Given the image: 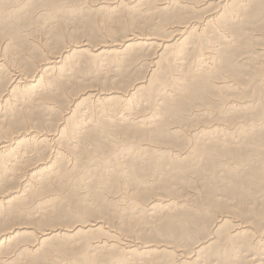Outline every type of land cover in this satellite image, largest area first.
Here are the masks:
<instances>
[{
	"label": "bare ground",
	"instance_id": "1",
	"mask_svg": "<svg viewBox=\"0 0 264 264\" xmlns=\"http://www.w3.org/2000/svg\"><path fill=\"white\" fill-rule=\"evenodd\" d=\"M0 264H264V0H0Z\"/></svg>",
	"mask_w": 264,
	"mask_h": 264
},
{
	"label": "rangeland",
	"instance_id": "2",
	"mask_svg": "<svg viewBox=\"0 0 264 264\" xmlns=\"http://www.w3.org/2000/svg\"><path fill=\"white\" fill-rule=\"evenodd\" d=\"M134 66H135V65H134ZM134 66H133V68H132V67L130 68V69H131V74H133L132 76L139 75L141 71H145L146 68H147V67H144L143 69L140 70V68H138V66H135L136 69H135ZM137 68L139 69V71L137 70ZM133 69H134V70H133ZM132 70H133V71H132ZM80 71H83V68H81ZM88 74H91V73L86 72V73H85V76L88 77V76H89ZM108 74H109V75H110V74L112 75V72L110 71V72H108ZM82 75H83V74H82ZM93 81H94L95 83H97L96 78L93 79ZM94 82H93V84H94ZM65 221H66V220H65Z\"/></svg>",
	"mask_w": 264,
	"mask_h": 264
}]
</instances>
